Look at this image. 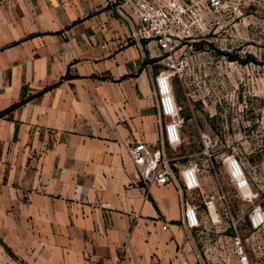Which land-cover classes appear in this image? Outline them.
Returning <instances> with one entry per match:
<instances>
[{
    "label": "crops",
    "instance_id": "1",
    "mask_svg": "<svg viewBox=\"0 0 264 264\" xmlns=\"http://www.w3.org/2000/svg\"><path fill=\"white\" fill-rule=\"evenodd\" d=\"M150 60L109 0H0L4 264L176 254V189L145 187L128 149L161 135Z\"/></svg>",
    "mask_w": 264,
    "mask_h": 264
},
{
    "label": "built area",
    "instance_id": "2",
    "mask_svg": "<svg viewBox=\"0 0 264 264\" xmlns=\"http://www.w3.org/2000/svg\"><path fill=\"white\" fill-rule=\"evenodd\" d=\"M127 21L130 38L139 47L150 75L160 137L138 140L128 147L137 180L148 189L171 184L181 204L179 222L185 240L167 264H264V183L234 152L226 151L216 165L208 144L200 153L206 166L184 153L185 117L173 79L186 75L192 46L201 26V12L220 7L221 0H109ZM219 162V161H218ZM223 174L225 179H223ZM164 221L162 228H168ZM93 259V264H122ZM5 261L0 257V264Z\"/></svg>",
    "mask_w": 264,
    "mask_h": 264
},
{
    "label": "rangeland",
    "instance_id": "3",
    "mask_svg": "<svg viewBox=\"0 0 264 264\" xmlns=\"http://www.w3.org/2000/svg\"><path fill=\"white\" fill-rule=\"evenodd\" d=\"M200 16L188 73L173 79L185 117L182 149L203 167V142L219 166L234 152L264 183V0H221Z\"/></svg>",
    "mask_w": 264,
    "mask_h": 264
},
{
    "label": "trees",
    "instance_id": "4",
    "mask_svg": "<svg viewBox=\"0 0 264 264\" xmlns=\"http://www.w3.org/2000/svg\"><path fill=\"white\" fill-rule=\"evenodd\" d=\"M231 57H233V55H230Z\"/></svg>",
    "mask_w": 264,
    "mask_h": 264
}]
</instances>
